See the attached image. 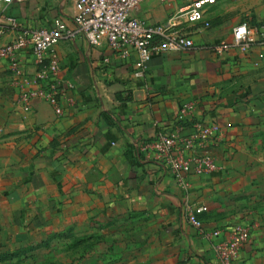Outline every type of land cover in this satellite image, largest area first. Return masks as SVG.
Here are the masks:
<instances>
[{
	"label": "crops",
	"instance_id": "crops-1",
	"mask_svg": "<svg viewBox=\"0 0 264 264\" xmlns=\"http://www.w3.org/2000/svg\"><path fill=\"white\" fill-rule=\"evenodd\" d=\"M75 1L12 3L6 15L19 26H7L0 46L56 17L70 22ZM187 1L143 0L135 16L161 23ZM242 23L253 29L247 47L234 37ZM177 28L194 46L155 50L144 77L135 75V51L84 36L60 41L62 115L43 98L23 100L21 79L0 58V243L14 240L3 249L50 248L53 236L122 235L112 247L92 245L80 263L220 264L215 239L187 219L191 203L208 206L201 219L209 229L251 222L253 241L234 264H264V0H217L202 21ZM16 56L31 85L43 88V65L28 49ZM186 103L194 108L183 114ZM197 120L221 128L210 148L218 169L191 173L184 190L139 144L176 126L190 134Z\"/></svg>",
	"mask_w": 264,
	"mask_h": 264
},
{
	"label": "built area",
	"instance_id": "built-area-1",
	"mask_svg": "<svg viewBox=\"0 0 264 264\" xmlns=\"http://www.w3.org/2000/svg\"><path fill=\"white\" fill-rule=\"evenodd\" d=\"M21 1L26 0H0V36L6 32L7 26L14 28L19 26L16 17L6 15V9L12 3ZM142 1L76 0L77 11L70 22L62 17H56L50 25L23 30L13 40L0 46V58H9L11 68L21 79L22 99L29 101L33 98H43L53 106L58 115L63 114L60 94L66 85H60L56 79L60 60L55 49L62 40L84 36L93 45L105 40L113 50L125 55L135 51L138 54L135 75L144 77L155 50L163 52L188 50L194 46L193 38L177 28L178 24L182 21H202L207 5L217 2L188 0L164 22L147 24L135 16ZM160 1L167 3L171 0ZM252 32L253 29L247 23L236 26L234 28L236 42L249 46ZM156 39H160L158 46L155 45ZM23 49L30 50L35 61L43 65V70L38 75V78L46 81L43 88L33 87L31 85L34 82L33 78L26 76L19 66L16 55ZM222 49L223 46H219V50ZM193 108V103H186L182 112L188 114ZM182 129L181 126H176L170 131H161L155 138L145 140L139 146L148 157L166 162L179 186L187 190L188 176L191 173L207 174L218 169L210 148L220 140L222 131L219 125L200 120L194 122L190 134L182 133ZM185 211L189 223L201 235L215 239L212 247L220 264H234L240 258L244 247L253 241L254 226L251 222L235 224L227 231L209 229L201 219L202 214L208 211V206L188 203Z\"/></svg>",
	"mask_w": 264,
	"mask_h": 264
},
{
	"label": "rangeland",
	"instance_id": "rangeland-1",
	"mask_svg": "<svg viewBox=\"0 0 264 264\" xmlns=\"http://www.w3.org/2000/svg\"><path fill=\"white\" fill-rule=\"evenodd\" d=\"M134 225L135 221H131ZM127 228V225L124 226ZM116 235L115 237H117ZM53 236L50 241H52V246L50 248H45L42 250H32V251H16L11 248L3 249L5 245L11 246L14 240L3 241L0 243V264H85L80 263V260L85 257L86 249L90 248L92 245H105L107 247H112L115 245L113 240L115 237H104L102 235L96 236H72L71 238L63 239L62 236ZM121 236L117 238H121ZM54 242V243H53ZM5 244V245H4ZM83 244L81 249L80 245ZM110 254V252H108ZM131 255V254H130ZM127 253L120 256V261L126 259ZM128 259V257H127ZM126 259V260H127Z\"/></svg>",
	"mask_w": 264,
	"mask_h": 264
},
{
	"label": "trees",
	"instance_id": "trees-1",
	"mask_svg": "<svg viewBox=\"0 0 264 264\" xmlns=\"http://www.w3.org/2000/svg\"><path fill=\"white\" fill-rule=\"evenodd\" d=\"M194 121H192V123H193ZM190 123H191V121H190Z\"/></svg>",
	"mask_w": 264,
	"mask_h": 264
}]
</instances>
